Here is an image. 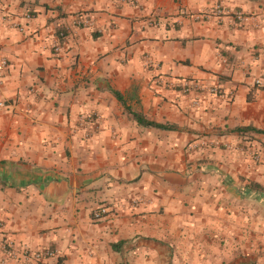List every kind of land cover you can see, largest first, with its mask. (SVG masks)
<instances>
[{
  "label": "crops",
  "instance_id": "0c3cea01",
  "mask_svg": "<svg viewBox=\"0 0 264 264\" xmlns=\"http://www.w3.org/2000/svg\"><path fill=\"white\" fill-rule=\"evenodd\" d=\"M2 60L0 264H264V0H0Z\"/></svg>",
  "mask_w": 264,
  "mask_h": 264
},
{
  "label": "built area",
  "instance_id": "2783aa9c",
  "mask_svg": "<svg viewBox=\"0 0 264 264\" xmlns=\"http://www.w3.org/2000/svg\"><path fill=\"white\" fill-rule=\"evenodd\" d=\"M60 36H63V33L59 34ZM55 50H58V47L54 46ZM2 67L6 66V61L2 60L0 62ZM161 83L165 86L167 85H176L177 83H171L169 81H161ZM263 83L261 80L257 79L255 81V85L261 86ZM180 88L182 89V92L187 93L190 91H193L195 93H209V94H215L218 95V89L216 87H206L200 82L191 81V83H180ZM194 106L198 104V101L193 102ZM2 106V103H0V107ZM105 208H99L92 212V217L94 220H99L103 218L106 215ZM2 228V223H0V229ZM14 244L11 241H8L6 239L0 240V251L9 258H16L17 255H20L24 259L32 260V261H44L46 259H52L55 258L57 253L53 249H42L37 251H30L26 248H22L19 251H15Z\"/></svg>",
  "mask_w": 264,
  "mask_h": 264
},
{
  "label": "trees",
  "instance_id": "16d2710c",
  "mask_svg": "<svg viewBox=\"0 0 264 264\" xmlns=\"http://www.w3.org/2000/svg\"><path fill=\"white\" fill-rule=\"evenodd\" d=\"M116 97L119 99V95L118 94H116ZM130 115L141 126L159 128V129H164V130H171V129H173V127H171V126L159 125V124H155V123L149 122V121L145 120L140 114H137V113H130ZM247 130H248L247 128H240V129H238L239 132L240 131L243 132V131H247ZM250 130H252L255 133H262V134H264V131H257V130H254V129H250ZM253 189H255L256 191L259 190V188L256 185L254 186ZM262 193H264V191H262Z\"/></svg>",
  "mask_w": 264,
  "mask_h": 264
}]
</instances>
